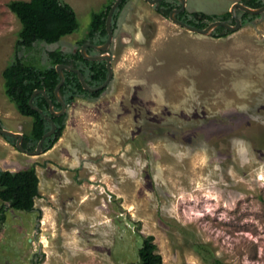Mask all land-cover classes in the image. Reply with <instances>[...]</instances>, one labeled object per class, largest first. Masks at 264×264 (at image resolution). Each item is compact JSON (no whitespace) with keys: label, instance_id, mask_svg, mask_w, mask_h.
Returning a JSON list of instances; mask_svg holds the SVG:
<instances>
[{"label":"rangeland","instance_id":"374dc122","mask_svg":"<svg viewBox=\"0 0 264 264\" xmlns=\"http://www.w3.org/2000/svg\"><path fill=\"white\" fill-rule=\"evenodd\" d=\"M10 1L0 0V124L28 134L32 119L5 94L21 30ZM63 1L79 28L21 53L40 68L50 51L75 52L113 0ZM186 3L221 15L241 0ZM118 24L110 84L67 107L51 150L27 155L0 134V170L35 166L40 180L33 212L6 211L0 264H129L149 235L163 264H264V13L215 39L129 0Z\"/></svg>","mask_w":264,"mask_h":264},{"label":"trees","instance_id":"16d2710c","mask_svg":"<svg viewBox=\"0 0 264 264\" xmlns=\"http://www.w3.org/2000/svg\"><path fill=\"white\" fill-rule=\"evenodd\" d=\"M129 0H122L114 12L111 29L115 34L118 29L119 17ZM116 0L108 2L101 11L93 14L92 23L86 37L80 41L79 48L72 53H64L60 50L48 52L50 65L40 68L21 57L23 51L34 48L37 42L56 44L64 37L74 34L78 28V20L73 7L63 0H13L8 3V8L15 14L21 24L18 39L15 44V55L13 61L4 69L3 78L5 94L15 105L18 112L32 119V129L24 134L22 147L29 151H35L42 137L52 128V122L57 126L55 133L45 139L43 153L51 150L62 137L65 129L67 114L54 116L50 112L49 102L52 101L55 111L62 109L55 90L61 79L56 71V66L63 64L70 70H64L65 81L59 90L62 100L69 107L76 99H96L106 89L98 92H89L84 89L78 70L90 88L102 86L108 78L106 61L87 60L81 53L84 44L93 46L103 45L108 39L106 28L107 17L111 7ZM241 3L250 8H261L264 0H241ZM156 11L162 17L170 19V14L175 9L181 8L178 0H161L155 6ZM237 17L242 26L260 19L263 14L252 15L240 9L236 10ZM181 22L204 30L216 21H223L232 26L236 24L233 15L226 12L221 15L206 14L204 12H188L187 10L176 14ZM232 32L225 27L216 28L211 36L215 39L225 38ZM93 46L87 48V54L97 56L104 52L97 51ZM36 90L45 91L47 98L37 94L33 99V105L42 112L33 109L30 99ZM0 128L4 129L0 124ZM8 142L15 146L17 139L3 136ZM39 177L35 166L22 171L0 170V224L6 220L8 208L26 213L35 210V200L39 197ZM142 244L138 250L137 261L129 264H163L159 248L155 243L154 236H142ZM200 247V246H199ZM217 263H219L217 261Z\"/></svg>","mask_w":264,"mask_h":264},{"label":"water","instance_id":"95a60500","mask_svg":"<svg viewBox=\"0 0 264 264\" xmlns=\"http://www.w3.org/2000/svg\"><path fill=\"white\" fill-rule=\"evenodd\" d=\"M144 1L147 2L148 4H150L151 6H155L161 0H144ZM178 1L181 2V8L180 9H175V10H173L171 12L170 20L172 22H174L175 24H177L178 26H180V27H182V28H184V29H186V30H188L190 32L201 34V35H204V36L211 35L212 32L216 28L221 27V26L225 27L227 30H229L231 32L237 31L242 26L241 20L237 17V14H236V10L237 9H240V10H242V11H244L246 13L252 14V15H260V14L264 13V6L261 7V8L254 9V8H250V7L246 6V5H244L243 3H236V4H234L232 6V8L230 10V13L233 15V18L236 21V24L234 26H232V25H230L228 23H225L223 21H216V22H213L212 24H210L206 29L201 30V29L189 26V25L181 22L180 20H178L176 18V14L185 11L186 10V5H187L186 0H178ZM121 2H122V0H116V2L113 4V6L110 9V12H109L108 17H107V22H106V28H107V32H108V39L103 45L95 46V49L97 51L106 52L107 50L110 49V47H111V45L113 43L114 33H113L112 29H111V23H112V18H113L114 12H115V10L117 9V7L119 6V4ZM88 46H89L88 44H84L82 46V48H81L82 55L87 60L106 61L107 69H108V78H107V80L105 81V83L102 86H100L98 88H90L87 85L86 81L84 80L82 74L78 70H73V71L78 73L79 79H80V81H81V83H82V85H83L85 90H87L89 92H98V91L106 89L108 87V85L110 84L112 78H113L114 71H113V67H112V56L109 53H107V52L104 53V54H101V55H97V56H89L87 54ZM64 70H70L71 71L72 69H70L69 67H67L66 65H63V64H60V65L56 66V71H57L58 75L60 76L61 81L58 84V86L56 87L55 95H56L58 101L61 103L62 109L60 111H55L52 101L48 100L50 112L54 116H62L63 114L66 113V110H67V106H66L65 102L62 100V98L60 96V93H59V90H60V88L62 87V85H63V83L65 81ZM40 93H42L47 98V95H46L45 91L36 90L34 92V94L32 95L31 99H30V105H31V107L33 109H35V110H37L39 112H42L39 108H37V107H35L33 105L34 97L37 94H40ZM56 129H57L56 124L54 122H52L51 130L42 137V139L40 140V142L37 145L36 150L32 151V152H29V151L25 150L22 147L24 134L19 133V132L9 131V130L2 129V128H0V134L3 135V136L16 138L17 139L16 148L19 151H21V152H23V153H25L27 155H31V156H40V155L44 154L43 153V143H44L45 139L47 137H49V136H52L55 133Z\"/></svg>","mask_w":264,"mask_h":264},{"label":"flooded vegetation","instance_id":"af4514ba","mask_svg":"<svg viewBox=\"0 0 264 264\" xmlns=\"http://www.w3.org/2000/svg\"><path fill=\"white\" fill-rule=\"evenodd\" d=\"M88 45H89L88 47L93 46V45H90V44H88ZM93 47L95 48V46H93ZM99 52H104V51H99ZM106 52L108 53V51H106ZM106 52H104V53H106ZM104 53H102V54H104ZM99 55H101V54H99ZM106 65H107V63H106Z\"/></svg>","mask_w":264,"mask_h":264}]
</instances>
